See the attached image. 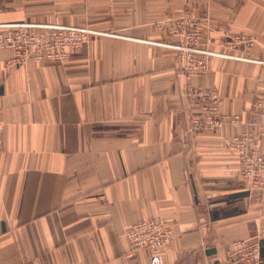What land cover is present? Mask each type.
<instances>
[{"label": "crops", "instance_id": "crops-1", "mask_svg": "<svg viewBox=\"0 0 264 264\" xmlns=\"http://www.w3.org/2000/svg\"><path fill=\"white\" fill-rule=\"evenodd\" d=\"M87 28L63 58L0 48V264H204L258 242L229 141L264 151V0H0V24ZM196 33L189 74L170 47ZM193 43V42H192ZM216 100L220 125L194 129ZM165 218V250L131 252L126 232Z\"/></svg>", "mask_w": 264, "mask_h": 264}, {"label": "built area", "instance_id": "built-area-1", "mask_svg": "<svg viewBox=\"0 0 264 264\" xmlns=\"http://www.w3.org/2000/svg\"><path fill=\"white\" fill-rule=\"evenodd\" d=\"M96 33L98 32L94 30L73 26L0 24V48H13L19 63L27 58H63L69 51L80 49L86 35ZM195 39L196 33L190 32L186 34L185 42L170 45L183 55L185 68L189 74L204 71L207 56H222L199 47L194 43ZM212 105L203 120L193 122L194 129H211L220 125V120L215 115V99ZM262 122L264 114H258L250 121L253 126ZM229 146L236 152L241 162V174L247 180L250 196L262 194L264 151L259 136L247 134L236 136L229 141ZM125 235L131 245V252L143 249L157 253L169 247L173 229L165 218H153L132 224ZM204 264H264V259L258 242L233 241L228 245L222 260H210Z\"/></svg>", "mask_w": 264, "mask_h": 264}, {"label": "rangeland", "instance_id": "rangeland-1", "mask_svg": "<svg viewBox=\"0 0 264 264\" xmlns=\"http://www.w3.org/2000/svg\"><path fill=\"white\" fill-rule=\"evenodd\" d=\"M4 48H5V47H4ZM211 106H213V105H211ZM211 106H210V107H211Z\"/></svg>", "mask_w": 264, "mask_h": 264}]
</instances>
